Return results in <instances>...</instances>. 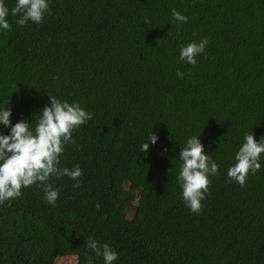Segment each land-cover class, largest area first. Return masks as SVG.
I'll list each match as a JSON object with an SVG mask.
<instances>
[{"label": "trees", "instance_id": "trees-1", "mask_svg": "<svg viewBox=\"0 0 264 264\" xmlns=\"http://www.w3.org/2000/svg\"><path fill=\"white\" fill-rule=\"evenodd\" d=\"M50 7L39 24L19 27L9 15L10 30L0 32V107L11 108L13 124L34 123L50 95L79 102L92 119L73 131L60 166L79 165L83 176L79 187L50 178L55 206L38 183L0 203V264L79 255L81 264H103L89 239L109 244L119 254L114 264H264V154L243 187L227 177L243 135L264 136V0ZM173 8L188 22H175ZM201 38L209 43L197 64L179 61V46ZM151 130L159 140L143 153ZM192 135L219 164L199 213L185 206L176 181Z\"/></svg>", "mask_w": 264, "mask_h": 264}, {"label": "clouds", "instance_id": "clouds-1", "mask_svg": "<svg viewBox=\"0 0 264 264\" xmlns=\"http://www.w3.org/2000/svg\"><path fill=\"white\" fill-rule=\"evenodd\" d=\"M51 0H15L11 9L0 0V32L10 30L9 15L15 17L19 27L27 23H42L45 15L51 14ZM172 19L184 24L188 17L171 10ZM145 18V23H148ZM209 41L201 38L187 45L179 46V61L195 66L197 57L205 52ZM177 76L184 73L177 71ZM10 107H0V125L8 128L7 134L0 133V203L22 195V188L33 184L43 187L44 200L55 206L59 197V189L54 188L51 177L67 176L75 181L73 187L80 186L83 171L79 165L71 169L61 167V155L65 146L74 143L73 131L92 119V114L81 107L79 102L60 100L50 95L49 105L45 106L34 117V123L20 120L15 124L10 117ZM34 124V127H33ZM147 140L140 146L141 152H147L150 144L155 145L159 136L152 130ZM264 154V136L259 141L253 132L245 133L234 156V163L227 170V177L243 187L249 173L255 174L262 167ZM179 170L176 181L181 189V198L192 213L202 210V201L209 193L210 177L219 175V164L206 154L200 135L187 138L179 154ZM87 247L103 258V264H114L119 254L109 244L100 245L96 240L86 241ZM89 264L92 261L89 260Z\"/></svg>", "mask_w": 264, "mask_h": 264}, {"label": "rangeland", "instance_id": "rangeland-1", "mask_svg": "<svg viewBox=\"0 0 264 264\" xmlns=\"http://www.w3.org/2000/svg\"><path fill=\"white\" fill-rule=\"evenodd\" d=\"M142 194L139 192L136 195V199L134 201L133 208L128 212V217L132 218L134 215V210L141 204ZM80 261H84L82 256H60L55 261V264H81Z\"/></svg>", "mask_w": 264, "mask_h": 264}]
</instances>
